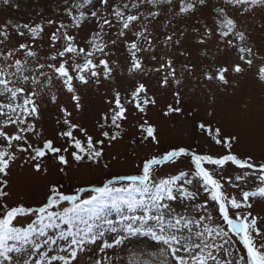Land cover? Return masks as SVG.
Segmentation results:
<instances>
[{
	"label": "snow or ice",
	"instance_id": "snow-or-ice-1",
	"mask_svg": "<svg viewBox=\"0 0 264 264\" xmlns=\"http://www.w3.org/2000/svg\"><path fill=\"white\" fill-rule=\"evenodd\" d=\"M63 3L70 23L47 35V51L38 43L44 23L0 24V264H264V209L254 212L264 202V99L240 94L241 78L264 86V42L243 23L264 14V0ZM197 13L191 41L202 59L193 64L185 31L173 28L160 40L152 24L163 16L167 28ZM255 27L264 33V18ZM173 49L184 58L179 69ZM192 77L205 93L202 106L188 102ZM102 88L103 107L88 127L77 119L88 110L85 90ZM158 93H170L171 102L161 106ZM60 94L71 109L58 103ZM224 97L236 104L230 121ZM49 104L57 112L51 134L41 125ZM150 109L191 117L209 150L161 148ZM252 137L260 157L236 151ZM125 142L135 146L136 171L113 172L120 154L110 150ZM14 169L42 183L39 202L17 190ZM81 169L99 176H70Z\"/></svg>",
	"mask_w": 264,
	"mask_h": 264
},
{
	"label": "rangeland",
	"instance_id": "rangeland-1",
	"mask_svg": "<svg viewBox=\"0 0 264 264\" xmlns=\"http://www.w3.org/2000/svg\"><path fill=\"white\" fill-rule=\"evenodd\" d=\"M15 2L19 3V8L0 6V24L8 20H12L14 23H44L45 39L44 41H38V43L44 44V51H47V35L54 31L55 27L58 26L60 22H63L65 24L70 23V18L67 17L63 12V0H15ZM201 15V13H197L195 17L189 16L173 20L167 28H165V24H167L168 21L163 16H161L157 21L153 22L152 29L159 36L160 40L163 39V34H170L173 28L177 30V33H179V31H185L187 35V43L184 44L183 50H185L186 52H190L192 63L197 64L202 58L199 57L197 47L192 44L191 30L193 27L199 26L197 24V19ZM50 18L55 19L57 21V25L48 26L46 24V21ZM262 18H264V14L257 13L254 18V24L253 18H249L248 20L243 22L245 25H253V39L257 44H261L262 42H264V33H261L255 27L260 23ZM89 26L90 25H86L79 30V38L81 40H83L87 36ZM19 39L20 38L18 37H14L13 43H16V41ZM120 47L122 48V45ZM159 51L160 54H163L168 50L160 49ZM179 51L180 49H173L170 52V54L176 60L178 69L184 62V58L179 56ZM149 83L152 85L153 91H155V79L153 78L149 81ZM190 85L191 87L186 89L188 94V102H194L202 106L205 101V93L202 89L196 88L195 77L191 78ZM240 85V94L244 97H252L257 102H259L261 99H264V86L253 84L251 77L241 78ZM193 89H195V91H193ZM85 91L88 110L84 113L78 114L77 119H79L80 122L85 124L86 126L91 127L96 119V113L103 107L100 96L104 94L105 89L102 88L99 93L95 92L94 89H88ZM158 98L161 106H163L165 102H171L170 93L167 95L158 93ZM58 103L67 105L71 109V102L69 101L67 94H60L58 97ZM220 108L223 110L225 119L230 121L235 114L236 104L230 98L224 97L221 99ZM56 115V106L50 104L47 105V108L44 112V118L41 121V125L48 130L49 134H51L53 128L55 127L54 119ZM200 115H204L202 110L200 111ZM148 117L159 127L160 137L163 141L161 148L167 147L170 144H192L194 146L196 144H199L198 150L205 152L209 150V141L194 129L193 120L191 117L185 118L184 116H175L171 118H162L159 114V109H150L148 112ZM217 148L218 146H214L213 151L217 150ZM134 149L135 146H128V144L125 142L118 144L115 149L110 150V154H120L118 162L113 161V172L134 173L136 171V169L134 168V163L138 162V160L137 156L133 155ZM149 150L150 147L142 148L138 154L142 156ZM219 150L224 151V149L222 148ZM236 151L241 153L242 155L251 152L257 157H260L262 154L258 139L256 137H252L251 140L247 143H242V145L239 146ZM70 176H72L73 178L79 177L81 180L95 179L98 178L99 173L93 174L87 169H81L79 172L70 173ZM54 178L60 179V177ZM13 179L16 182L17 190L22 195L26 196L30 203H36L42 199V183L38 180L31 179L28 176L26 170L14 169ZM63 182L65 184H69L70 182L75 181H70L68 178H64ZM251 183L252 181L250 180L249 184ZM255 184L258 185L259 181H255ZM204 195L206 194L202 193V197ZM262 209H264V202L255 203L254 212H261ZM241 249L242 246H239L236 252H234V256L238 255Z\"/></svg>",
	"mask_w": 264,
	"mask_h": 264
}]
</instances>
